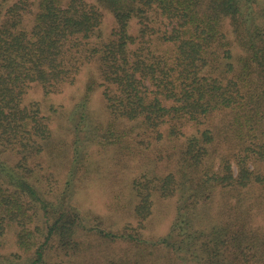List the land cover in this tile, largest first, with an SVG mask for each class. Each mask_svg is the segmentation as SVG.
<instances>
[{"label": "trees", "instance_id": "16d2710c", "mask_svg": "<svg viewBox=\"0 0 264 264\" xmlns=\"http://www.w3.org/2000/svg\"><path fill=\"white\" fill-rule=\"evenodd\" d=\"M91 146L156 160L126 162L114 230L77 201ZM12 227L23 256L0 264H72L84 236L122 245L116 264H264V0H0V249Z\"/></svg>", "mask_w": 264, "mask_h": 264}, {"label": "rangeland", "instance_id": "374dc122", "mask_svg": "<svg viewBox=\"0 0 264 264\" xmlns=\"http://www.w3.org/2000/svg\"><path fill=\"white\" fill-rule=\"evenodd\" d=\"M111 23L112 21L110 17L104 18L105 32L110 30ZM36 96L37 94L32 91L31 94L28 95V99H35ZM70 96L71 92H69V88H65L62 90V93L52 95V100L57 103L58 110H60V107L65 106L67 103L66 99ZM92 101L93 103L91 106L94 107V111L96 112L98 109L101 111L100 92L93 96ZM56 125L57 124L53 123V127H56ZM70 134L71 132L68 129L55 131L56 140H54V144L58 147L57 151L59 150L60 155L55 159L51 172L56 176L60 175L61 178L65 175L68 164H70L71 161ZM79 137L83 136L79 135ZM65 140H68L69 142L67 144H63ZM89 150L88 156L91 160H86L83 168L85 171L83 177L85 176L86 178L84 187L86 189L81 191L77 201L79 207L84 211L89 212L93 210L95 213L99 214L98 216L102 217L104 227L114 230L117 227L127 224L128 222L126 221H129V213L127 212L129 209H122L118 207L117 204L114 205V202L111 200L114 189L121 187H116L115 184H117L116 182L120 177V174H125L123 173V168H126V162L128 165L134 167V171L137 172L138 165H142L145 169H151L155 166L156 160L153 159V156H151V158L147 156H138L137 152H135L131 156L130 154L129 156L124 155L123 157L125 162L122 165L117 154L120 152L115 153L110 149L103 150L98 146H91ZM144 154H148V152ZM171 210L172 205L169 200H156L153 211L154 215L152 214V217L147 221V229L144 230V233L149 235L150 233L156 234L163 231L169 222ZM15 236L16 228L14 227L5 232L2 237L3 247L0 249V257L8 256L11 253L19 255V257L23 256L15 245ZM80 240L82 241V238ZM99 240L102 239L99 238ZM84 242V247L88 248L86 250V255L89 257L82 258L83 250H81L75 255L76 259L72 264H90L91 261V264H100L106 259V256L110 257L107 259L112 261V264H116L117 262L113 261L114 259H112V257H120V255L125 251V248L118 243L108 245L102 244L93 236H89L88 238L84 236ZM94 255L100 257V259L96 261L97 257L93 258Z\"/></svg>", "mask_w": 264, "mask_h": 264}]
</instances>
